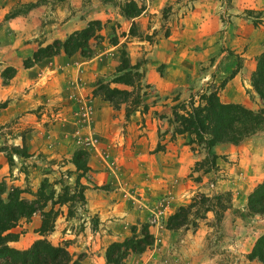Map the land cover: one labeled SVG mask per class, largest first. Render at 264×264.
<instances>
[{"label": "rangeland", "instance_id": "374dc122", "mask_svg": "<svg viewBox=\"0 0 264 264\" xmlns=\"http://www.w3.org/2000/svg\"><path fill=\"white\" fill-rule=\"evenodd\" d=\"M129 1L141 8L139 15L130 20L125 19L120 12L124 3ZM229 1L0 0V86L6 87L7 90L11 89L8 97L0 100V112L12 103L18 108L17 113L9 114V119L0 124V154L5 166V175L0 180V190L3 191L0 198L5 199L8 192L16 189L20 191L21 198L32 200L42 181L48 184L46 192H53L54 198L63 192L64 187L68 188L67 196H70L74 190V180L80 174L79 184L84 189H89L86 194H96L103 202L110 204L123 202L125 206L138 210L149 206L145 223L114 228L117 229L120 239L111 241L110 238H101V234L105 232L100 233V231L105 230L98 227L96 220L95 223L93 222L94 217L87 214L84 204L80 205L75 201L62 205L55 204L53 210L57 215L54 218L52 232L44 236L39 235L37 230L41 216L40 213H35L28 219L18 221L11 229L10 232L16 234L17 239L8 242L10 247H12L11 243H16V249H25L36 238H44L51 244L64 246L65 249L71 246L70 254L74 257L81 256L83 261L89 264L86 258L92 254L85 243L90 240L97 246L94 255L98 256L97 250H101L102 262L105 264L106 247L112 242H120L130 237L132 226H135L138 232L140 225L144 224L153 237V243L142 253L127 256L123 264H190L193 263L195 255L202 254H207L208 261L212 264H259L256 261L248 262L245 255L237 251L244 250L246 245L258 235L261 229L259 221L247 225L245 222H249V218L245 212L240 209H230V192L217 191L216 183L225 180L226 177L216 173L219 167L216 166L215 160V171L203 174L201 170H194V164L205 157L204 151L198 147L190 149L186 145L187 138L184 136L171 138L172 127L169 126L168 120L172 106L187 104L191 97L196 105L198 95L208 91L216 92L221 103L234 101L228 103L239 104L251 110L263 108L264 102L256 97L249 81V87L244 86L240 81L238 90H224L226 81L232 77L235 69L226 67V63L222 65L223 69L212 68L216 63V56L210 53L209 48L204 52V48L199 46H168V50H161L164 57L170 56L175 63L183 58L181 67L184 69L185 77L180 81V85L165 86L160 95L144 79L146 72L147 79L152 78L150 77L152 74L173 77L169 72L174 71L175 68L179 69L178 65L174 64L171 70L166 71L167 63L159 59L158 62L157 56L154 57L152 54L153 45L158 41L168 36H171L170 40L175 38L171 31L173 23H176L178 18H182L194 9V4L214 3L224 25L229 22L227 16ZM244 12L253 25L258 22L262 11ZM89 21H99L102 24L99 32L101 39L90 43L93 54L89 59H82L76 54L67 57L59 53L32 65L31 67L36 66L37 69L35 77L30 82L18 86H16L17 81L11 83L16 69L8 63L15 64L16 59L18 60L23 54L20 68H31H23L22 61L29 58L37 48L55 40H64L73 31L85 27ZM130 30L133 32L132 35L129 33ZM113 37L117 39L115 46L110 44ZM8 46H34V50L26 56L23 51L10 50ZM121 50L125 52L129 64H139V72L142 74L140 90L133 89L128 99L131 101L136 94L139 96L140 103L134 108L136 110L134 112H129L132 105H120L114 109L94 93L98 83L108 84L110 88L132 90L129 87L110 83ZM184 51L188 53L185 54ZM171 53L173 54L170 55ZM227 55L230 57L228 66L232 65L230 64L232 60L234 63L237 62L232 58L231 52H227ZM89 60H91L89 63H84ZM194 63L195 66L192 65ZM235 65L237 66L238 63ZM6 68H12L14 75L9 79H2L1 73ZM57 76L60 79L54 81ZM143 106H146L145 111ZM153 107H156V110H153ZM150 119H154L162 130L157 133L158 137L166 133L168 140L183 139L182 143L187 146L188 153L197 152L196 161L186 177L187 187L182 196L185 202L181 206L186 207L193 200L202 197L209 199L221 197L220 207L214 201L210 203L213 212L204 213L203 210H199L198 217L194 219L193 208L188 220L194 223L188 222L185 226L174 230L166 228L167 218L174 213L167 214L170 203L168 195L164 194L150 202L149 197L144 198L140 195L142 192L139 190L142 187L134 185L131 181L132 168L137 163L133 162L135 157L131 150L133 143H128L130 147L127 152L119 151L123 147L125 138L131 137V133L135 134L134 127L141 125V122H149ZM128 124L134 125L132 127L134 132L131 131V127L124 128ZM250 138H260L264 142V131ZM242 142L246 143L247 140ZM158 146L161 149L158 144L155 149ZM75 150H82L87 154L86 166L91 160L97 168L92 172L98 174L102 172L108 179L106 181L104 179L100 185H95L96 180L89 174V169L84 173L76 172L70 163L71 155ZM224 157V155L219 156L217 162L219 164L225 162ZM223 206L228 208L223 210ZM49 207L48 203L46 209ZM228 209L233 222L238 219L245 224L222 228L220 223ZM68 212H72L70 216ZM92 226L95 228L93 229ZM198 229L201 243L196 253L191 251L194 248H192L191 236ZM164 234H173L179 238L167 244L169 239L164 238ZM180 240H184L185 243L179 242ZM177 254L179 257L176 256Z\"/></svg>", "mask_w": 264, "mask_h": 264}, {"label": "crops", "instance_id": "0c3cea01", "mask_svg": "<svg viewBox=\"0 0 264 264\" xmlns=\"http://www.w3.org/2000/svg\"><path fill=\"white\" fill-rule=\"evenodd\" d=\"M201 4V5H200ZM210 4V5H209ZM194 9L187 12L182 18H178L176 23H173L172 35L175 38L172 39L171 36L158 41L154 44L152 50L153 56H157V61L167 63L166 71L171 70V67L175 64L179 67L178 70L169 72L173 77L163 75L162 77L156 76L153 74L150 76L152 78L147 79V72L144 77L147 84H150L155 88L158 94L163 93L165 86L167 87H176L181 84L180 81L185 77L184 69L182 66L183 58L178 59L175 62L172 61L170 56L164 57L161 53V50H168V46H199L204 48V52L208 50L210 53H213V56H216V63L212 68L222 67L226 63V67L230 69H235L232 77L226 81L224 90L226 89H236L240 88V81L243 82L244 86H248L249 76L254 70L255 66V57L264 50V0H230L228 7V19L229 22L224 24L219 18L217 12V7L214 3L204 4L198 3L194 4ZM246 10H259L262 11L258 22L252 25L248 21V16H245ZM10 50H20L27 56L29 52L34 50V46H8ZM184 50H186L184 48ZM190 52V51H189ZM227 52L232 53V58L237 60L238 65L236 66L233 60L228 66L227 62L230 60V57L227 55ZM184 53H188L184 51ZM171 53L170 55H172ZM154 56V57H155ZM24 58L22 56L17 60L15 64L8 63V65H13L16 69L15 76L12 78L11 83L17 81V85H24L36 74V66H33L29 69L20 68V60ZM160 61H159V60ZM92 60V59H91ZM91 60L84 63H89ZM1 64V61H0ZM192 65H196L195 63ZM1 67V66H0ZM147 70V67H146ZM60 79L57 76L56 80ZM58 83V82H57ZM180 83V84H179ZM14 85V84H13ZM61 86V85H60ZM60 90V89H59ZM11 89L2 88L0 86V100H4L10 94ZM14 96V95H13ZM12 97V96H11ZM234 102V101H227ZM12 103L6 107L5 110L0 112V124L9 119V114L17 113V107ZM156 110V107L152 108ZM13 111V112H12ZM19 113V112H18ZM3 115V116H2ZM143 116V114H141ZM108 126V124H104ZM131 127V131L135 134L131 137L125 138L123 147L119 151L127 152L129 149L128 143H133L132 152L134 154V163L136 165L132 168L131 172V181L134 185L142 187L139 191L142 192L140 195H143L144 198L149 197L148 201L153 199H158L164 194L168 195L170 199L169 206L167 208V214L170 215L174 210L184 204L185 200L182 198L185 187H187L186 177L192 164L196 161V154L186 150L187 146L182 143L181 139H172L168 140L166 133H163L161 137L157 136V133L162 132L160 126L155 123L154 119H150L149 122H141V125L137 127L132 124L124 126V128ZM134 127V130L133 128ZM117 130V127H115ZM109 139V137H108ZM246 143L242 142L239 145L233 146L230 144H219L212 148L213 154L217 157L215 159L216 166L219 167L216 173L224 175L225 180H220L216 183L217 191H228L231 194V210L240 209V211L245 212V200L249 192L264 178V142L260 138H247ZM244 140V141H245ZM160 145L161 149L156 150V145ZM224 155L225 162L222 161V164H219V156ZM234 162V163H233ZM89 169V174L93 175L95 185H100L102 181L108 179L107 176H103V173L100 172L94 173L93 162L89 160L87 163ZM5 175V166L4 159L0 154V180ZM142 185V186H141ZM139 187V188H140ZM146 187V188H143ZM138 188V189H139ZM89 189H84V207L87 211V214L92 215L93 222L95 220L98 224V227L104 228L105 231H100L101 238H110L111 241L120 239L116 227H125L135 224L145 223L149 206L147 208L138 210L136 208H129L125 206L123 202H103L102 199L96 194H86ZM117 190V189H116ZM121 190V189H118ZM117 194V193H116ZM168 199V200H169ZM85 211V210H84ZM229 209L224 213L220 225L222 228H228L232 225H243L250 224L252 225L256 220L260 223V232L257 236L264 233V216H248L249 222H243L241 220L235 219L234 222L230 219ZM96 224V225H97ZM94 229L95 226H92ZM111 229V231H109ZM199 229L194 233L192 238V252L196 251L197 248H200L201 238L198 237ZM173 234H164V238L169 239V244L172 240H176L178 237ZM253 238L244 250L238 249L237 251L242 255H246L252 245L254 240ZM71 238L73 236H70ZM37 239V238H36ZM48 239V237H47ZM101 239V240H102ZM97 241V239H96ZM166 242V241H165ZM179 242L185 243L184 240ZM19 243V242H18ZM12 247L16 248V243H11ZM89 246L88 250L92 254L88 255L86 258L89 261V264H103L102 262V252L97 250L96 253L95 246L93 242L87 240L86 243ZM52 245H57L52 243ZM234 245V244H233ZM235 247V246H234ZM20 249V248H18ZM97 249V248H96ZM66 250L70 253L72 247L68 246ZM174 253V252H171ZM172 255V254H171ZM178 256V254L176 255ZM179 257V256H178ZM193 263L190 264H210L207 254L204 255H195ZM212 264V263H211Z\"/></svg>", "mask_w": 264, "mask_h": 264}, {"label": "trees", "instance_id": "16d2710c", "mask_svg": "<svg viewBox=\"0 0 264 264\" xmlns=\"http://www.w3.org/2000/svg\"><path fill=\"white\" fill-rule=\"evenodd\" d=\"M120 12L125 19H132L139 15L141 8L132 1L124 3ZM12 17V16H11ZM102 24L99 21H89L85 27L73 31L64 40H55L50 44L37 48L29 58L22 61L23 68L54 56L59 53L67 57L78 55L82 59H89L93 54L91 41L101 39L99 35ZM130 35L133 34L130 30ZM110 44L115 46L117 39L112 38ZM118 65L110 83L129 87L132 90L110 88L108 84L98 83L94 93L109 105L118 108L120 105H132L129 112H134L138 106L139 96L136 94L128 100L133 89L140 90L142 74L139 72V64L131 65L125 56V52H119ZM14 70L6 68L2 71V79L13 77ZM249 85L256 97L264 102V50L255 58V67L249 77ZM147 86H145L146 88ZM144 96V94H143ZM146 106H143V111ZM140 113V112H139ZM142 113V112H141ZM169 126L172 127L170 137L184 136L187 138L186 145L193 149L201 148L205 157L194 164V170H201L203 174L216 170L214 160L216 156L211 153L214 146L219 144L239 145L243 140L264 131V107L251 110L239 104L221 103L216 92L208 91L198 95V102L194 105L192 97L187 104H179L171 107ZM156 150H159L156 148ZM87 154L82 150H75L70 158L76 172H86ZM9 160V158H8ZM80 174L74 180V190L67 196V187L58 196L48 191V184L42 181L33 194L32 200H26L19 196L20 191L12 189L6 194L5 199L0 198V264H86L81 256L74 257L64 246H54L46 239H36L25 249L10 247L8 242L16 241L17 235L10 232L18 221L28 219L35 213H40L41 222L37 232L44 236L52 232L54 218L57 212L53 210L55 204L62 205L68 202L84 204V187L79 184ZM3 191L0 190V194ZM221 197L212 199L202 197L186 207L178 206L173 214L166 220V228L174 230L185 226L188 215L194 208V219L199 210L204 213L212 211L211 202L221 206ZM228 202V201H227ZM50 204L48 209L47 205ZM226 210L228 207H222ZM213 212V211H212ZM69 216L72 212H68ZM245 213L247 216H264V178L246 196ZM191 224L194 221L190 222ZM130 229L131 236L120 242L110 243L104 252L105 264H123L130 254H140L153 243V237L149 233L147 225H140ZM248 262L256 261L264 264V233L259 235L253 242L250 251L245 255Z\"/></svg>", "mask_w": 264, "mask_h": 264}]
</instances>
